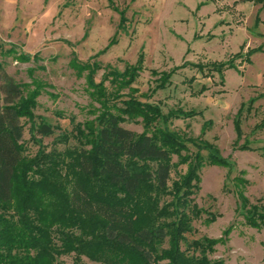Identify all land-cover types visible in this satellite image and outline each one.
I'll list each match as a JSON object with an SVG mask.
<instances>
[{
    "label": "rangeland",
    "instance_id": "rangeland-1",
    "mask_svg": "<svg viewBox=\"0 0 264 264\" xmlns=\"http://www.w3.org/2000/svg\"><path fill=\"white\" fill-rule=\"evenodd\" d=\"M113 1L126 10L123 29L109 0H0V63L28 85L25 95L40 93L32 115L21 119L24 156L31 161L42 153L78 149L77 124L100 113L89 71L79 74L76 61L95 67L99 82L110 69L123 72L143 57L132 91L124 92L165 115H181L170 118L172 130L209 141L231 162L230 167L206 163L199 170L201 189L192 197L204 211L193 220L188 239L222 238L209 258L224 264H264V227L246 223L239 200L242 192L250 207L264 204V5L253 0ZM21 53L31 58L23 61L17 57ZM105 85L110 87L109 81ZM42 122L54 127L51 136L37 132ZM122 125L137 133L145 129L140 116ZM153 125L164 123L159 119ZM186 146L182 155L196 162L198 148L191 141ZM201 153L207 159V152ZM180 159L173 156L178 165L170 185L187 171ZM238 176L247 183L237 184ZM59 261L73 264L74 254Z\"/></svg>",
    "mask_w": 264,
    "mask_h": 264
},
{
    "label": "trees",
    "instance_id": "trees-1",
    "mask_svg": "<svg viewBox=\"0 0 264 264\" xmlns=\"http://www.w3.org/2000/svg\"><path fill=\"white\" fill-rule=\"evenodd\" d=\"M253 1L264 5V0ZM109 2L123 29L126 10ZM17 57L27 61L31 55ZM143 61L140 57L123 72L110 69L99 82L95 67L76 61L79 74L89 71L91 96L101 104L100 113L77 124L78 149L42 153L31 161L23 154L21 119L32 115L40 93L36 89L25 95L28 85L16 81L0 63V264H69L59 257L71 254L73 264H87L83 256L102 264H224L209 258L222 238L190 240L187 235L204 211L192 197L201 189L199 170L206 163L230 167L231 162L209 141L186 139L172 130L170 118L181 115H165L158 106L124 92ZM139 116L145 122L142 133L122 125ZM159 119L164 125L151 129ZM37 132L51 136L54 127L42 122ZM186 141L198 148L196 162L182 155ZM175 154L187 171L170 185L178 165ZM235 181L247 183L239 176ZM239 200L246 223L264 227V204L250 207L242 192Z\"/></svg>",
    "mask_w": 264,
    "mask_h": 264
}]
</instances>
